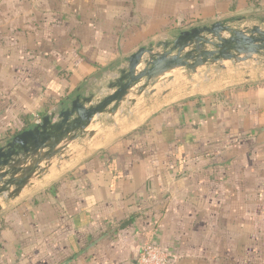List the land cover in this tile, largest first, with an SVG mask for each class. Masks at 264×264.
Here are the masks:
<instances>
[{
	"label": "crops",
	"instance_id": "crops-1",
	"mask_svg": "<svg viewBox=\"0 0 264 264\" xmlns=\"http://www.w3.org/2000/svg\"><path fill=\"white\" fill-rule=\"evenodd\" d=\"M133 1L0 0V142L70 96H104L142 46L195 25L264 18V0ZM143 6L162 24L137 38L150 28L132 21ZM128 106L100 115L94 135L76 141L96 151L69 169L58 157L17 197L0 198V264H136L148 242L178 264H259L260 234L249 241L243 224L214 217L239 185L254 193L247 185L260 180L262 162L250 157L264 151V79L151 115H124Z\"/></svg>",
	"mask_w": 264,
	"mask_h": 264
},
{
	"label": "water",
	"instance_id": "water-1",
	"mask_svg": "<svg viewBox=\"0 0 264 264\" xmlns=\"http://www.w3.org/2000/svg\"><path fill=\"white\" fill-rule=\"evenodd\" d=\"M238 23L217 20L195 25L142 46L116 72L117 78L108 82L104 96H70L31 128L5 138L0 142V198L5 194L17 197L31 180L46 174L68 145L93 136L94 131L88 129L100 115L115 116L126 101L134 106L145 92L154 93L150 89L167 74L196 73L211 64L225 67L226 62L264 57V19L245 28Z\"/></svg>",
	"mask_w": 264,
	"mask_h": 264
},
{
	"label": "rangeland",
	"instance_id": "rangeland-1",
	"mask_svg": "<svg viewBox=\"0 0 264 264\" xmlns=\"http://www.w3.org/2000/svg\"><path fill=\"white\" fill-rule=\"evenodd\" d=\"M64 1L77 2V0ZM96 1L103 2L105 0H84V2L90 5L94 4ZM134 2H136V0L133 1V3ZM137 2L138 3H136L135 6H137L138 4L140 6V4L145 2V0H137ZM147 4L148 2H146V6ZM146 6L141 7L140 15L133 16L132 21H140L139 25L137 26V28L140 30L142 29V27L143 29H146V27H148L146 22H148L147 20H149L150 28L146 30V32L139 33L138 36L133 33L132 36L135 38L136 36L137 38H140L158 33L156 31L159 30H154V28L157 24L160 23L159 26L162 24L161 22H158L160 19H154L153 21V16H151V14L146 15ZM263 19L264 18H260V20ZM221 64L222 63L208 65L199 69L196 73L191 71L178 70L167 74L160 79V82L158 83V85H156V87L150 89L154 93H149V91L145 92L141 97L136 99V101L138 102L137 105H134L132 107L128 106L126 109H124V115L133 113L135 114V111H145V115H151L161 108L181 103L191 97L196 98L205 94L219 92V90L228 86H237L239 84L257 82L264 79V57H254V59L241 63L226 62L224 63L225 67H221ZM116 120H119V117H117ZM112 125H114V121L110 120L109 125L102 128L100 133L107 130V128H110ZM68 146V149L59 155L60 160H69L68 162H66L68 167L67 169L75 165L77 160L86 158L91 152L97 150L96 148H92L91 146H89V144H86L85 146H78L76 142ZM250 154H252V152ZM250 158L253 161L259 160L262 162V169L260 171L256 170L253 174L254 179L255 177L260 176V180L258 181V183L247 185V187H252L251 185H254L255 192L247 193V190L242 188L240 189L239 185L237 189L238 193L236 195H233V198H230L229 200L227 199V201H225L227 213L223 216L218 217V219L214 217V221L222 220L227 225H229V227L233 226V229L237 224H243L244 230L239 232V236L241 235V233H248L249 236L245 235V237L249 239V241L253 239L252 236L254 234H260L261 242L259 248H261V250L259 251L258 258L260 260L259 264H264V151L260 153H257L255 151V157L253 154V156ZM258 186H261L260 188L263 192L261 193V195H259V191L256 190ZM253 226L255 227L256 232L252 231ZM235 234V231H230V236H234ZM257 249L258 247H256L255 250ZM253 250V245L246 248V254L249 255L248 259L250 260H252ZM228 264L236 263L232 262Z\"/></svg>",
	"mask_w": 264,
	"mask_h": 264
},
{
	"label": "built area",
	"instance_id": "built-area-1",
	"mask_svg": "<svg viewBox=\"0 0 264 264\" xmlns=\"http://www.w3.org/2000/svg\"><path fill=\"white\" fill-rule=\"evenodd\" d=\"M136 264H178V262L170 250L148 242L142 247Z\"/></svg>",
	"mask_w": 264,
	"mask_h": 264
},
{
	"label": "trees",
	"instance_id": "trees-1",
	"mask_svg": "<svg viewBox=\"0 0 264 264\" xmlns=\"http://www.w3.org/2000/svg\"><path fill=\"white\" fill-rule=\"evenodd\" d=\"M197 21H199V20H197ZM24 130H26V128H24V129H23V130H21L20 132H22V131H24ZM20 132H16V133H15V134H13V135H16V134H18V133H20ZM35 200H36V199H34V200H33V202H36Z\"/></svg>",
	"mask_w": 264,
	"mask_h": 264
}]
</instances>
